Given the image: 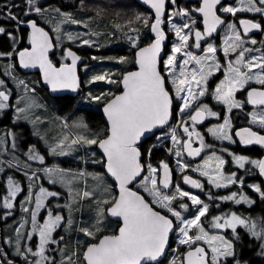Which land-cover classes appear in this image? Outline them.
Returning <instances> with one entry per match:
<instances>
[{"label":"snow or ice","instance_id":"6c2138e0","mask_svg":"<svg viewBox=\"0 0 264 264\" xmlns=\"http://www.w3.org/2000/svg\"><path fill=\"white\" fill-rule=\"evenodd\" d=\"M143 3L154 10V19L137 15L135 20L142 21L144 27L154 33V39L147 46L139 47L138 41L130 38L132 46L138 49L135 52L134 61L138 70L122 74V79L119 81L111 79L108 74L92 77L89 83L106 80L108 83L122 85V92L120 94L103 93L101 96L91 97L96 101H104L103 113L107 125L92 138L79 135L71 140L73 145L81 143L98 145L104 157L103 163L106 172L114 178L118 187V195L97 202L95 230L81 229L85 236L91 238L92 242L86 244L80 264H162L161 258L168 254L167 249L172 232L177 233V243L184 246L186 251L181 253L177 248H174L168 264H233V262L241 264V261L236 258L235 251V241L241 239L238 228H243L249 236L260 242V254L264 255V219L244 217L235 212L216 215L212 217L210 227L216 230H231L232 238L228 239L225 235L206 231L202 218L209 214L207 203L197 195L182 190L178 184L171 194L163 191L170 188L172 180L168 163L161 161L159 169L149 164L147 166L148 174L144 175L137 185L152 197L150 202L145 196L130 187L144 172L139 143L146 134L154 133L155 129L168 124L173 108V98L166 86V78L158 69L162 42L166 39L165 32L161 28L164 22L162 18L166 14V0H143ZM170 3L175 5L176 0H170ZM26 4L25 17L32 12L41 14L43 11L41 7L37 6L36 0H26ZM220 4L221 0H201L199 7L194 10L201 14L204 25L202 32L194 31L196 41L194 46L196 48L201 47V40L211 36L217 31L218 26L225 24L222 17L217 14L218 11L229 13L234 17L238 12L264 15V0H239V7L229 5L218 9L217 6ZM13 7L16 5H5L3 11H0V15L5 16L7 20L17 22L16 31H19L21 25L29 29L27 34L29 47L18 52L15 50L0 52V56L11 57L15 54L18 56L19 65L22 68L38 67L45 84L49 85L53 91L58 89L76 91L79 88L76 67L77 61L81 57L69 49H64L61 59L70 58L71 63H61L59 67L54 65L49 59V51L54 45L48 31L38 26L34 20H20L12 11ZM55 11L60 13L59 9H55ZM173 15L188 17V20L182 26H177L172 23L171 16L169 17L170 30L174 31L178 42L172 45L170 53L163 60V65L164 70L171 77L170 82L175 98L181 102L179 104L180 122L187 139L178 138L175 128L171 130L170 137L174 147L178 146L175 151L176 157H181L185 152L189 157H198L206 148L212 146L205 143V136L197 131L196 125L201 124L206 117H216L218 113L204 103L194 106V101L207 94L209 77L220 71L222 65L216 58L217 48L211 44L204 49L203 56H196L187 50L192 46L189 41L196 20L192 19L189 11L184 8H179ZM239 27L243 29L244 36L251 30L264 32V22H257L253 19H240ZM185 29H188V32H185ZM55 31L59 33L60 28L57 27ZM226 32L227 36L223 47L224 56L227 58L230 54L235 53L236 58L234 61L229 60L227 68L223 72L224 78L216 85L212 97L224 105L228 113H231L234 108H242L244 103L254 107L258 106L264 111V49L245 47V40L235 23H228ZM0 34L11 37L14 44L18 42L16 36L7 32L5 27L0 26ZM68 39L74 38L69 35ZM57 42H59V36H57ZM82 43L91 46L89 40H83ZM250 43L256 45L257 40L251 39ZM257 51L261 54L249 55ZM179 56L185 58L181 60L178 59ZM118 62L127 63L128 61L126 57H120ZM189 64L195 66L189 69ZM6 74H10V72ZM17 83L18 86L24 84L23 81ZM253 83L260 85V88L251 87ZM2 85L3 81H0V86ZM25 89L27 90L26 85ZM238 91L246 92L245 102L236 99ZM31 106V104L27 105V107ZM8 107H10L9 94L0 90V110ZM25 110V108L16 107L18 114ZM185 115H187V120L184 119ZM189 121L191 122L190 126ZM250 123L258 124L264 130V114H261L257 119V115L253 113ZM81 126L87 128L85 124ZM207 131L215 140L235 142L231 134V119L228 115L224 116L223 123L208 128ZM235 136L239 137V141L243 145L256 144L264 147V134L253 131L251 127L236 130ZM68 139L69 137L65 136L60 140L56 147L51 149V153L58 154L59 150V154H65L63 149L65 141ZM194 140L199 142V147L192 146ZM30 151L33 154L29 156V159L39 160L43 163V156L36 154L35 149H30ZM172 151L173 149H169V152ZM225 151L227 150L225 149ZM150 154L151 149H149ZM229 154L232 155V161L238 168L243 169L246 164H251L259 170L260 176L264 177V159H249L243 155ZM225 163V159L216 155L215 152L196 167L177 160L181 173L191 167V171L198 172L199 176L205 177L207 184L216 189L235 185L238 179L242 183V178L237 177L234 172L225 175L223 171ZM9 166L11 167V165ZM44 171L49 176V183L55 184L57 181L53 176L58 170L46 168ZM25 175L30 181L39 178L35 172L31 175L25 173ZM96 179L102 181L100 176H96ZM182 179L184 184L190 185L194 189H203L204 187L200 180L193 179L189 175H183ZM33 187V184L29 185L28 196L22 202L31 204L34 197V208L23 207L25 213H30L32 231L21 233V228L24 227V224H21L16 232L18 238L26 235L29 240L34 235H38L39 243L37 250L33 251L31 247L22 246L18 239L16 254L27 259L26 253H31L34 257H40L34 261V264H43L47 260V257L44 256L45 247L57 242L53 233L61 226V221L64 218L58 214L53 215L49 211L47 218L39 223L38 214L45 207V200L48 197L57 196L58 193L48 191L44 187H40L38 192H33ZM248 187L258 193L261 200H264V188L259 185H249ZM104 191L110 192V189L105 188ZM20 192V184L9 177L8 196L4 199L3 208L12 209V200ZM92 195L89 191H84L82 194L83 197ZM208 195L209 199L214 198L211 193ZM185 198L191 202V206L185 202ZM218 199L232 201L236 204L252 205L255 203L242 192H231L218 197ZM190 207L195 208V213L192 218H185L181 210L188 211ZM108 216L119 220L118 230L111 234L100 235L104 219ZM173 217L175 220L172 219ZM24 223H28V221ZM68 223L71 224V221L69 220ZM73 255L79 259V253H73ZM8 264H12V262L8 261ZM51 264H55V261H52ZM69 264H72L70 259Z\"/></svg>","mask_w":264,"mask_h":264},{"label":"rangeland","instance_id":"374dc122","mask_svg":"<svg viewBox=\"0 0 264 264\" xmlns=\"http://www.w3.org/2000/svg\"><path fill=\"white\" fill-rule=\"evenodd\" d=\"M13 1L14 0H8V2L4 3L3 6L9 5L11 2L13 3ZM46 1L47 0H36L37 6L41 7L43 11L41 14L32 12L28 16L32 17L37 23L51 33L54 38L56 48L64 51L65 47H71L83 52L85 65L79 71L82 78L83 89L87 90L85 92L86 96L79 101L77 107H84L87 111H91L90 104L96 102V100L91 99V97H96L95 94H91L92 91L90 88L92 86H95L96 84H103L106 87L104 89V93L113 94L118 91L120 85L108 83L106 80L96 81L94 83H89V81L93 76L103 74H108L113 80H121L122 74L132 69L134 66V50L130 42V38L137 40L139 46H141L149 41L148 37L145 38L144 30L146 29L147 35H149L150 30L145 27L141 28L142 24L140 21L137 23L138 25H136L135 20L131 25H129L133 27L126 29L127 27L118 26L115 28V31H112L110 35H107L103 29V25L101 24L102 22H100L102 20H98L95 15H84L81 14L80 11H63L58 7L55 9H59L60 13H57L55 10L50 12V4ZM79 1L80 0L77 2ZM108 1L112 3L110 6L114 7L117 3H119L121 5L120 8L124 9L125 7L129 8L131 4V1L129 0ZM2 2L3 1L0 0V3ZM70 2L71 0H65L63 3L65 5H69ZM136 12L138 15L149 17L142 11L137 10ZM57 27L60 28L59 33L55 31ZM69 35H71L74 39L69 40ZM57 36H59V42H57ZM83 40H89L91 46L83 44ZM128 45H130V48H128ZM56 53L59 55L60 60L64 61L61 59L63 53ZM93 57H95V59H93ZM120 57H126L128 62L119 63L118 60ZM7 58L8 60H5V56H0V81H3V85L0 86V90H4L7 94H9L10 105V107L0 110V123L5 122L9 124L5 130L0 131V158L1 160L5 157L8 159L9 163H4L8 164V166L11 165V167L9 166L10 170H19L22 173H27L28 175L35 172L37 175H42L44 178L41 180L38 178L30 181L27 176L23 174L24 185L26 184L25 188H21V192L18 193L16 198L12 200L13 208L5 209L3 208V202L5 197L8 196V178L12 177L13 180L19 184L22 182L18 178L11 176L10 172H5L4 168L0 166V174L4 175L3 185L0 188V208L4 211L0 214V219L2 220L5 216H16V220H19L21 224H24V227L21 228V233L30 232L32 231L30 213H25L23 211V207L34 208V197L31 204L22 203L28 196L29 185H34L32 189L33 192H38L40 187H44L48 191L57 192V196L48 197L46 199L51 203H49L50 205H47L45 200V207L42 208L40 214H38V222L42 223L43 220L47 218L49 211H51L53 215L58 214L64 218L61 221V226L57 228L63 229L58 231V234L57 231H55L53 233V237L55 238L58 235L55 238L56 240L58 237L69 238L70 234L73 235V238L70 237L72 241L70 240L68 246L63 248H68L70 250L69 257L66 259H70L72 264H78L79 260L82 259H80V255L78 259L76 255H73V253L80 254L81 250L86 247L84 245V239L92 241L90 237L84 235L81 229L88 228L95 230L97 223V202L104 198H111L113 195L111 191H104L105 188L110 189V183L104 174L103 158L97 152L96 145H87L83 143L73 145L71 144V140L79 135L92 138L96 133L101 132L105 126L100 128L91 127L86 124L82 115H77L76 113H73L65 118L57 116L53 113L51 103L47 102L46 99L41 96L42 94L36 87L37 84L39 85V81L36 77L37 74H26L29 75L27 77L19 75L20 71L18 68L14 67V61L11 57ZM8 72H10V74H6ZM18 81H23L24 84L18 86ZM25 85L27 86V90L25 89ZM101 95L102 94H98V96ZM29 104L32 106L27 107ZM17 106L25 108L26 110L18 114L16 112ZM82 124L87 125V128L82 127ZM171 130L172 129L170 128L159 132L155 136L156 141L154 146H162L167 142L168 147H166V150L172 156L174 165L178 170H180L177 160L179 159L182 162L184 161L181 157L178 158L175 155V151L178 146L174 147L173 145L170 137ZM207 130L206 132L208 134ZM65 136L69 137V139L65 141V147L63 149L65 154H59L58 150V154L53 155L51 153V149L56 147L59 141ZM177 136L180 138L178 133ZM208 136L212 140H215L210 134H208ZM158 137L160 138L158 139ZM30 149H35L36 154L43 156L45 164L46 160L50 162V169L58 170V172L53 176V178L57 181L55 184L49 183L48 174L45 173L44 169H41V165L33 162L35 161L37 163H41L39 160L29 159V156L33 154ZM169 149H173V151L169 152ZM76 152L77 155L75 154ZM72 153H74V155ZM212 153L213 151L207 150V154L197 165L203 163V160L212 155ZM17 159L24 160V163L32 168L21 165ZM66 163H72L75 166H79L78 168L73 169L77 171L76 175L70 174L69 171L71 169L69 166H65ZM148 165L149 164L145 166L146 171ZM21 168H24L25 171H22ZM147 174L148 173L146 172V175ZM96 176L102 177V181L96 179ZM84 191H89L93 195L91 197H83L82 194ZM174 191L175 190L172 192ZM215 210H217V208H215ZM189 211L191 210H188V212ZM192 211L193 213L191 215L183 216H185V218H192L195 213V208H192ZM218 214L219 213H217V215ZM223 214L226 213L224 212ZM245 215L246 214H244V216ZM255 219L259 218L256 217ZM69 220L71 221V224L68 223ZM202 220L207 222L208 219L205 217L202 218ZM25 221H28V223H24ZM205 229L210 233H219L222 235L224 232V230H216L211 227L210 229ZM110 231H112L110 220L106 217L99 234H108ZM14 232L15 235L6 234L3 238V241L7 246L9 256L21 259L24 264H26L25 261L28 264H31L34 258L31 253H26L27 259L16 254L17 241L19 239V243L22 246L31 247L33 251H36L39 243V237L34 239L33 236V238L29 240L25 235L18 238L17 232L15 230L13 233ZM52 244L55 245V243ZM11 245H13V247H11ZM178 246L182 247V245H178L176 236L173 249L178 248ZM63 248H61L57 253L59 258L63 257L65 254ZM184 250L185 247L183 246V251L181 253H183ZM50 253L51 251L47 252L48 255H50ZM44 254L46 256V250ZM172 255L173 251L169 256H166L163 259V263L168 264V260ZM45 262L46 261L43 263ZM0 264L4 263L0 260ZM58 264H69V261H63V259L60 258V260H58Z\"/></svg>","mask_w":264,"mask_h":264},{"label":"flooded vegetation","instance_id":"af4514ba","mask_svg":"<svg viewBox=\"0 0 264 264\" xmlns=\"http://www.w3.org/2000/svg\"><path fill=\"white\" fill-rule=\"evenodd\" d=\"M3 1L2 3H5L6 0H1ZM120 1V0H119ZM131 1V0H129ZM15 2V0L13 1ZM47 2V1H46ZM0 3V5L2 4ZM201 3V0H176V4L173 5L170 3V0H166V14L165 16L162 18L163 19V23L161 25L162 30L165 32V37H166V43L164 45V56L160 62L159 65V70L161 71L162 75L165 76L166 81H167V88L169 89L172 98H173V108H172V116H171V120L169 122V124L167 125V127L162 131H165L167 129H173L175 128L177 133L180 135V139L184 140L187 139L186 134L183 132V126L180 122V115H179V104L181 103L180 101L176 100L175 98V93L172 90V84H171V77H169L168 73L164 70V65H163V60L167 58L168 54L171 51L172 45L174 43H177V38L175 36L174 31L170 30V24H169V17L171 16V21L172 23H175L177 26H182L183 23H185L188 20V17H180V16H176L173 15L174 12L178 11L179 8H184L186 10L189 11L190 16L192 19L196 20V24L193 27V32L191 34V38H190V45H192L191 47H189L187 50L191 51L194 55L196 56H203L205 54L204 49H206L208 47L209 44L213 45L214 47L217 48V53H216V58L217 60L221 63L222 68L220 71L214 73V75H212L211 77H209V80L207 82V88H208V92L205 96L203 97H198L197 101H194V106H199L200 103H204L207 104L209 106V108H211L213 111L217 112L218 115L216 117H206L205 120L201 123L196 125L197 131H199L202 135L205 136V143L207 145H210L212 147L206 148L200 156L194 158V159H190L189 156H186L185 153H183V155L181 156L182 160L187 163L190 164L191 167H196L197 164L201 161V159L207 154V150H211L213 152H216V155L221 156L223 159H225L226 163L224 165L223 171L225 173V175L231 174V173H236V176L239 178H242V183L241 181L238 179L237 183L235 185H231L229 187L231 188H239L240 192L248 195L252 200L255 201L254 204L251 205V207H254L255 205H258L259 203H263L264 204V200H261V198L259 197V194L256 192H253L251 188H249V185H259L262 188H264V179H262V177L259 174V170L254 168L251 164H246L245 168L241 169L238 168L237 165H235L232 161V155H243L248 157L249 159H264V147L260 146V145H256V144H252V145H243L240 143L239 141V137L235 136V131L245 128V127H251L253 131H257L260 134H264V130H262L258 124H251L250 121L252 119V115L253 113H255L257 115V119H259V116L261 114H264V111H262L258 106L254 107L252 105L246 104L244 103L242 108H234L231 113H228L225 106L218 103L215 99H213L212 97V92L214 91L216 85L224 78L223 76V72L224 70H226L227 65L229 60H235L236 58V54H230L229 57H225L224 56V52H223V47H224V41L225 38L227 36V25L228 23H235L238 27V30L241 32L243 39L245 40V47L247 48H255V49H264V32L258 31V30H251L246 36L243 35V29L239 27V20L240 19H253L257 22H264V15H260V14H255L252 12H238L237 15L234 17L229 13H223L222 11H218V15H220L222 17V19L225 21V24L220 25L217 27V31L212 33L211 36L209 37H205L203 40L200 41L201 47L200 48H196L194 45L196 43L195 41V36H194V31L195 30H200L201 32L203 31V18L201 16L200 13L194 11L197 7H199ZM237 6L239 7V0H221V4L218 5V9L222 8L224 6ZM49 11L53 12L55 10L54 7V3L50 4L49 6ZM140 9L142 8V10H144L145 12H143L145 15H148L150 18L154 19V14L149 12L146 8L139 6ZM60 9H62L63 11H80L79 10V2H73V0H71L69 5H66L64 7H59ZM149 12V13H148ZM27 19V18H25ZM24 19V20H25ZM103 19V18H102ZM114 19V15L111 16V23H114L115 21H113ZM28 20V19H27ZM139 21H137L138 23ZM142 24V27H144L143 22L140 21ZM185 32H188V29H185ZM144 35L145 38H150V40L143 44L144 45H148L153 37L151 35V32L149 31V35H147V31L146 29L144 30ZM251 39H255L257 40V44L256 45H252L250 43ZM55 44V43H54ZM65 49H69L73 52H75L78 56L81 57V64L78 66V71L85 65V58L83 55V52L76 49V48H71V47H65ZM134 50V47H133ZM53 52H59V53H63V50L58 49L55 47L54 45V51ZM261 53L259 51L257 52H253L250 53V56L253 55H260ZM59 58V57H58ZM185 57L183 56H179L178 59L183 60ZM60 59V58H59ZM54 60H57V57H54ZM14 61V60H13ZM15 63V62H14ZM13 63V65H14ZM61 63H67L66 59L64 61H62ZM195 65L194 64H189L188 68L191 69L193 68ZM79 75L80 71H79ZM251 87H255V88H260V85L257 84H252ZM236 99L238 101L241 102H245L246 101V92L245 91H238L236 93ZM228 115L231 119V123H232V136H233V140L235 141L233 142H229V141H217V140H212L206 130L208 128L211 127H216L219 124L223 123V119L224 116ZM184 119L187 120V115L184 116ZM189 126H190V121L188 122ZM9 124L2 122L0 123V131L1 130H5L8 127ZM167 143V142H166ZM143 144V143H142ZM140 146V145H139ZM193 147H199V142L194 140ZM225 149L227 151H225ZM74 155V153H72ZM71 154V155H72ZM77 155V152L75 153ZM168 156L170 157V160L167 161L166 163L169 164L170 170L172 172L173 175V187L169 190H163L168 194H171V192L173 190H175V186L178 184L182 190L184 191H188L194 195H197L198 197L201 198L202 201H204L205 203H207L209 205V209H224L226 206L228 205H233L234 202L232 201H221L218 199V197L220 196H224L226 195L225 192L227 190V188H221V189H216L214 187H212L211 185L207 184V180L204 177L199 176L198 172H193L191 171V167L185 169V171L183 173H181L180 170L177 169V167L174 165L173 160H172V156L167 152ZM47 156V155H46ZM19 163H21V165L25 166V167H29L32 168L28 165H26L24 163V160H20L17 159ZM4 162H8V159L5 157L4 159L1 160L0 158V166H2L5 170V172H10L11 176L18 178L21 182L20 186L21 188H25L26 184L24 185V178H23V174H25V172H21L19 170H10L8 164L4 163ZM35 164H39L41 165V169H50L51 164L50 162H48L46 160V164L44 163H37L35 161H33ZM141 163L144 166V172L142 174V176L139 178V180L135 183L134 186H132L131 188L135 191H138L141 195L145 196V198L150 202L152 200V197L148 195V193L144 192L142 188H138L137 185L140 182V180L143 179V176L146 175V167L145 164L143 163V159L141 156ZM151 164V163H149ZM153 167H156L159 169V165L160 163L154 165L151 164ZM65 166H69L70 167V174L71 175H76L77 171L73 170L78 168L79 166H75L72 163H66ZM18 167V166H16ZM19 168V167H18ZM22 171H25L24 168H21ZM183 175H189L190 177H192L193 179H198L200 180V182L204 185L203 189H194L191 186H188L186 184H184L183 182ZM3 174H0V187H2V183H1V179L3 178ZM37 177H39V179L41 180L42 178H44L42 175H37ZM109 187H110V191L112 193V195H116V188L115 185L109 181ZM209 193H211L212 197H214L213 199H209ZM185 202H187L190 206H191V202L187 201V198H185ZM50 202L46 200V204L48 205ZM51 204V203H50ZM49 204V205H50ZM238 206H249L248 204H236ZM153 207H156L155 205H153ZM160 211H164L163 209H159ZM191 211H182V215H191L193 213L192 208L190 207ZM224 212H219V214H223ZM173 220H175V218H172ZM110 224H111V229L112 231H110L108 234H111L115 231L118 230V224L114 221L110 220ZM63 228H59L56 229L55 231H60ZM54 231V232H55ZM173 234V232H172ZM106 235V234H104ZM58 236V235H57ZM56 236V237H57ZM39 236L34 235V239H37ZM55 237V238H56ZM73 238V235L70 234L69 238ZM54 238V239H55ZM63 238L61 239V237L56 239V243L55 245L51 243V245H46V256L44 254L45 257H47V260L45 263L43 264H51L52 261H55V264H58V260L63 259V261H69L66 258L69 257V249L68 248H63V247H67L69 244V241L71 240V238ZM72 241V240H71ZM171 242V240H170ZM55 247V249H54ZM63 248L65 251V254L63 255V257L58 256V252L59 250ZM170 249V243H169V248L168 251ZM51 251L50 255L47 254L48 251ZM84 250V249H83ZM83 250H81L80 252V259H82V252ZM186 251V249L184 250ZM53 253V254H52ZM18 259V258H15ZM40 259L37 257H34L32 260L31 264H34L35 260ZM80 261L78 262V264H80ZM26 264H28L26 262Z\"/></svg>","mask_w":264,"mask_h":264},{"label":"trees","instance_id":"16d2710c","mask_svg":"<svg viewBox=\"0 0 264 264\" xmlns=\"http://www.w3.org/2000/svg\"><path fill=\"white\" fill-rule=\"evenodd\" d=\"M6 2H8V0H6ZM63 2H65V0H47L48 4L54 3L55 8L66 6ZM111 4L112 3L109 2L108 0H80L79 10L81 14L95 15V17L98 20H102L100 22H102L101 24L103 25V29L107 35H110L112 31H115V28L118 26L127 27L126 29L133 27L129 25H131L135 21V17L138 15L136 11L138 10V11L145 12L144 10H142V8L140 9L137 3L133 1H131L130 7L129 8L125 7V9L120 8L121 5L119 3H117L116 6L114 7L110 6ZM3 5L4 3L0 5V11H3L4 9ZM9 5H16V7L12 8V11L20 18V20H24L25 18H27L28 20H34L32 17L30 16L25 17L24 15L25 10L27 9L26 0H15V2L13 3L11 2ZM119 9H122V10H119ZM112 15H114V19H113V21H115L114 23H111ZM129 21H131V23H129ZM0 25L2 27H5L7 32L13 33L16 36L17 41H18L17 43L14 44L11 37H9L6 34H0V52H13L14 50L15 52H18L21 49L29 47V44L27 42V34L29 32L28 28L21 25L19 27V31H16L17 22L7 20L6 17L3 15H0ZM136 25H138L137 20H136ZM21 37H23V39H21ZM128 48H130V45H128ZM7 57L8 56H5V60H8ZM54 57H57V60H54ZM58 57L59 55L56 52H53L50 56L51 61L55 65H58L62 62ZM11 59L14 60L15 62L14 67L18 68L17 61H16V55L14 54L13 56H11ZM19 75L27 77L30 74L26 75L20 72ZM36 77L39 81V85L35 84L37 89L42 94L41 96L44 99H46L47 102L51 103L53 107V113H55L57 116L65 118L73 113H76L77 115H82L84 120L86 121V124L91 127L93 126L94 128H100L102 126H105L104 119L100 112V109L104 103L103 100L91 103L90 104L91 111H87L84 107L83 108L77 107L79 101H81L83 97L86 96L85 92L87 89H83V86H81V89L78 92V95L76 97L64 95V96H60L57 98H51L48 95L47 90H45L42 87L38 74L36 75ZM105 88L106 87L103 84H96L95 86H92L90 88L92 91L91 94H95V96H98V94L99 95L103 94L105 92L104 90ZM120 91L121 89L119 87L118 91H116L113 94H117ZM159 132L155 133L153 136L145 140L143 144L139 146V149L142 153L143 163L145 164V166L149 163L156 165L160 163L161 161L167 162L170 160V157L168 156L167 150H166V147H168V143H164L162 146H154V143L156 141L155 136ZM149 149H151L150 155H149ZM3 178L1 179L2 184H3ZM231 192L240 193V189L228 187L225 194L228 195ZM2 211L4 210L0 208V214L2 213ZM219 212H225L226 214L235 212L236 214L241 215V216H244V214H246L244 217H249V218H254V219L258 217L259 219H264V204L259 203L258 205L251 207V205L238 206L236 205V203H234L233 205H228L224 209H221V210L209 209V214L207 215V219H208L207 222L203 220L205 228L210 229V222H211L212 217L216 216L217 213ZM19 223L20 221L16 220V216L9 217V218L4 217L2 220L0 219V260L4 264H8V261H11L12 264H24L22 263L21 259H15L14 257L9 256L7 246L3 241V238L6 234H9V235L13 234V231L16 229ZM238 231L240 233L241 239L235 241V251L237 254L236 258L241 261V264H245V262H247V264H264V255L260 254L261 252V249L259 247L260 242L256 240L255 238H252L251 236H249L243 228H238ZM223 235H225V237L228 239L232 238L231 230H224ZM176 236H177V233H173L171 235L170 249L168 251L167 256H169L173 251L172 249H173V244L175 242ZM91 242L92 241L90 240L84 239L85 246L87 243H91ZM11 247H13V245H11ZM177 249L179 250V252H182L183 246L182 247L178 246ZM229 259L231 260V258ZM162 264H164L163 261H162Z\"/></svg>","mask_w":264,"mask_h":264},{"label":"water","instance_id":"95a60500","mask_svg":"<svg viewBox=\"0 0 264 264\" xmlns=\"http://www.w3.org/2000/svg\"><path fill=\"white\" fill-rule=\"evenodd\" d=\"M76 1H78V0H73V2H76ZM133 1H135L139 6L146 8L149 12H151V13L154 14V10H152V9L150 8L149 5L144 4V3H143V0H133ZM38 26H39V25H38ZM40 27H41V26H40ZM42 28H43V27H42ZM28 30H29V29H28ZM45 31H48V30L45 29ZM48 33H49V36H50V38H51V40H52V42H53V45H54V41H53V39H52V35L50 34L49 31H48ZM151 35H152V37H153V39H154V33L151 32ZM151 42H152V41H151ZM151 42H150V43H151ZM150 43H149V44H150ZM165 43H166V39L162 42V51H161V55H160V62H161V60H162V58H163V56H164V53H165V51H164V45H165ZM145 46H147V45H144V46H141V47H145ZM21 50H23V49H21ZM137 50H138V49L135 48V51H134V61H135V52H136ZM53 51H54V46H53V48L50 49V51H49V59H50V56H51V54L53 53ZM79 57H80V56H79ZM50 60H51V59H50ZM16 61H17L18 69H19V71H20L22 74H34V73H35V74H38V75H39V80H40V83H41L42 87H43L45 90H47V93H48V95H49L51 98H57V97L64 96V95H68V96L76 97V96L78 95V92H79L80 89H81V86H82V78H81V76L79 75V71H78V66H79L80 63H81V59L77 61V67H76V75H77L78 82H79V88H78L76 91H72L71 89H58V90H56V91H53V90L50 88L49 85L45 84V82H44V80H43V77H42V73H41V71H40V69H39L38 67H36V68H22V67L19 65V59H18V56H17V55H16ZM66 61H67L68 64L71 63L70 58H69V59H66ZM160 62H159V64H158V69H159ZM54 65H55V64H54ZM56 66L59 67L60 64H58V65H56ZM137 70H138V66L134 63V69H132V70H130V71H127V72L137 71ZM125 73H126V72H125ZM121 79H122V78H121ZM120 88H121V92H122V85H120ZM121 92H119V93H117V94H120ZM100 112H101V115H102V117H103V119H104L105 126H106V125H107V121H106V118H105L104 113H103V106L101 107ZM171 116H172V115H171ZM171 116H170L169 122H170V120H171ZM169 122H168V124H169ZM168 124H167V125H168ZM167 125L164 126V127H162V128L155 129V130H154V133L146 134L145 137L142 138V140H141V142L139 143V145H141L145 140H147L148 138H150L151 136H153L156 132H159V131L165 129V128L167 127ZM96 150H97V152L102 156V158H103V160H104V157H103L102 151L99 149L98 145H96ZM185 155L188 156L186 152H185ZM194 158H196V157H190V159H194ZM170 171H171V170H170ZM171 173H172V172H171ZM104 174L106 175V178H107L110 182H112V183L115 185V188H116V195H118V187H117V185H116V182H115L114 178H112L109 174H107V172H106V168H105V167H104ZM261 177H262V176H261ZM262 179H264V177H262ZM138 180H139V179H138ZM138 180H137V181H138ZM134 185H135V183L132 184V185H130V187H132V186H134ZM188 186H190V185H188ZM172 187H173V175H172V180H171V184H170V188H169V189H171ZM169 189H166V190H169ZM132 190H133V189H132ZM107 218H108L109 220H111V221L116 222V223L118 224V226H119V223H120V222H119V220H118L117 218L110 217V216H108ZM171 234H172V233H170V237H171ZM169 243H170V241H169ZM168 248H169V247H168ZM167 251H168V249H167ZM165 257H166V256H165ZM165 257H162L161 259L163 260Z\"/></svg>","mask_w":264,"mask_h":264},{"label":"bare ground","instance_id":"6f19581e","mask_svg":"<svg viewBox=\"0 0 264 264\" xmlns=\"http://www.w3.org/2000/svg\"><path fill=\"white\" fill-rule=\"evenodd\" d=\"M75 53V52H74ZM81 64V63H80Z\"/></svg>","mask_w":264,"mask_h":264}]
</instances>
